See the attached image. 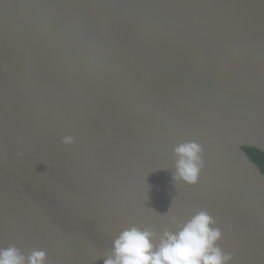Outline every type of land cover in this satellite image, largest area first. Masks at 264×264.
I'll return each mask as SVG.
<instances>
[{"label":"water","instance_id":"1","mask_svg":"<svg viewBox=\"0 0 264 264\" xmlns=\"http://www.w3.org/2000/svg\"><path fill=\"white\" fill-rule=\"evenodd\" d=\"M188 141L204 167L175 186ZM248 148L264 153V0H0V248L103 264L125 228L206 211L232 264H264Z\"/></svg>","mask_w":264,"mask_h":264},{"label":"clouds","instance_id":"2","mask_svg":"<svg viewBox=\"0 0 264 264\" xmlns=\"http://www.w3.org/2000/svg\"><path fill=\"white\" fill-rule=\"evenodd\" d=\"M60 143L70 146L75 139L65 135ZM202 151V146L195 141L174 147L172 180L175 186L178 182L188 185L198 182L204 167ZM16 156L20 158L23 153L18 151ZM169 223H177L175 215L169 216ZM215 225L216 220L206 211L197 212L175 231L165 227L157 233L150 227L133 225L122 230L113 239L109 253L98 259L102 258L103 264H232L234 254L224 251L218 244L224 229ZM227 229L231 231V225ZM0 264H47V254L43 250H32L25 255L15 246H9L0 248Z\"/></svg>","mask_w":264,"mask_h":264},{"label":"trees","instance_id":"3","mask_svg":"<svg viewBox=\"0 0 264 264\" xmlns=\"http://www.w3.org/2000/svg\"><path fill=\"white\" fill-rule=\"evenodd\" d=\"M250 157L260 166L264 172V153L253 148L246 149Z\"/></svg>","mask_w":264,"mask_h":264}]
</instances>
